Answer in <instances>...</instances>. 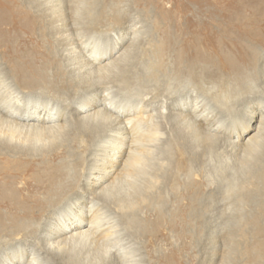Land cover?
<instances>
[{
    "label": "bare ground",
    "instance_id": "1",
    "mask_svg": "<svg viewBox=\"0 0 264 264\" xmlns=\"http://www.w3.org/2000/svg\"><path fill=\"white\" fill-rule=\"evenodd\" d=\"M91 1H87L83 5L81 3V5H78L72 1L67 2V0L66 2L64 0L63 2H46L48 4L46 8L52 11L50 15L53 18L52 21L54 23L59 22L56 27H53L54 29H51L53 32L50 30L54 34H51L52 36H55V34L56 36L57 34L62 36L58 43L59 49L55 50V53H58V55L53 54L54 51H52L51 54L47 53L43 57L40 55L41 59L39 60V57L35 54V49L32 47L35 43L34 30L27 33L23 31L24 33L21 32L17 38L15 46L18 47V51L21 50L20 46L24 47L29 42L31 44L30 47L33 48L29 49V51L24 50L23 53L19 52L16 55L17 59H15L17 63L15 67H18L24 78V82L31 89L29 92L31 94L26 96L27 102H17L18 93L14 91L15 89L8 81L9 79L4 81V74L0 72V150L24 154L26 151L20 147L14 138L20 131L31 132L36 139L42 138L43 141H50L51 143L56 141L58 144L57 140L60 137L63 138L66 134L68 135L75 128L77 129L78 126H81V128H79L78 135H74L76 136L74 138H78L80 134H84L88 136L90 143L93 144L90 158L88 159L90 168L84 177L83 184L89 196L81 198L79 201L80 204L85 203V206L79 205L78 202H71V206H65L56 213L55 220L45 227L46 229L42 236L35 235L37 237H33L35 240H32V244L23 245L21 249L16 246V250L8 246L7 242L9 240L6 238L11 236L13 231L24 232L23 235H17L14 238L15 240L26 238L27 235L35 233L41 227L35 225L36 221L39 223L38 219L44 212L46 213L49 209L60 204L63 196L74 184L59 174V168L56 167L55 163H52L47 165L49 169L45 175H40L37 172L33 174L35 185H30L32 189L29 190L32 196L29 197V193L27 194L28 196L22 193L25 190L22 191L23 188L20 190L21 185L17 186L11 181L12 174L16 171L12 168V165L13 163H19L20 160L17 159L15 162H10V160L7 161L0 158V234L1 232L7 234L4 235L5 239L3 237L0 240V264H19L21 259L26 255L27 248L33 250L28 264H45L46 261L44 259H47L48 256L51 260L56 259L57 263L62 264L64 263L63 257L57 256L56 253L60 255L68 253L71 245L76 242H90L92 244L95 243L96 246H103L105 254L112 247L113 251L108 254L111 258L106 256L107 259L105 257L103 260L105 261L104 264H124L125 259L128 257L127 252L121 248V245H116V242L113 241L119 221L115 220L116 222H114L112 220L113 217H109L106 214L105 207L107 204L104 202L105 199L111 196L116 181L114 180L110 185L103 187L98 192L97 190L115 174L114 178L118 175L124 179H129L131 175L139 173V168H141V164L143 163L142 156L148 154L155 147H159L163 151L160 152L156 160L158 164L157 167L154 166L155 171L150 173L149 170H144L142 172L144 177L139 176L145 178L142 190L140 189V191H134L130 194L138 202L137 204L141 211L145 209L150 211L154 216L149 223L141 224V229H138V231L140 234L145 232L146 237L157 239L160 235H163L160 234L162 228H170L178 233L177 236L185 244L184 248H188L191 236L187 228L192 221L191 212L197 209L202 211L203 206L199 208L196 198L201 187L199 180L182 182L185 186L184 189L176 187L180 184L179 174L187 169L186 158L192 156L191 158L198 165H202L207 152L211 151L213 147L220 148L222 146L224 151L226 149L244 150L255 147L262 140L261 135L264 131V101L259 102L256 105V109L246 110L250 118L256 114H259L260 118L258 127L255 128L257 129V133L249 136L245 145L240 143V139L246 137V131L241 130L236 121L229 128L224 127L222 125L224 115H221L223 113L232 115L231 112H234L236 110L235 106L239 104L236 98L249 93L251 95H248L246 98L245 101L247 102L250 100V97L252 99V97L259 94L261 89L255 86L254 83L262 77L264 78V68L260 65L264 57V14H261L256 9L252 12V9H250L252 5L248 3L251 1L253 4V0H243L244 2L239 0H190L187 4L184 3L187 8H190L189 4L192 5L190 8L191 14L188 16L189 21L192 22L191 24L214 25V27H219L221 30L217 33L230 38V40H225L224 43L220 42L222 48L216 47L218 44L213 46L212 51L208 55L212 58L203 61L204 64L211 62L217 70L219 69V73L217 74H221V76H217L216 83H214L217 84L218 90L206 86L204 81L199 82L204 80L205 73L196 75L191 71L193 70L191 68L190 73L182 75L180 70L182 67L179 64L181 62H177V67L172 68L176 78L171 77L166 81L168 84L166 83L167 85L161 88L160 77L156 73V69L163 66L166 55L171 50L167 49V44H162L161 52L157 54L158 63L152 65V69H146L144 73L139 74V76H143V82L136 75L127 76L126 72H123L122 76L120 75L122 82L117 81L119 84L116 85L119 89H124L127 92L120 93L121 95L111 85L115 79L109 77V73H107L110 62H105L93 72L90 71L92 63L102 61L110 56V53L97 44L98 39H91L93 37L87 36L92 32L91 30L103 23L106 15L111 16L108 14L109 12H107L104 4L95 1L93 3ZM254 1L259 2V0ZM36 2L38 3V1ZM83 6L88 12L84 14L73 12H76V8L81 9ZM255 6L257 7L258 4ZM92 7L97 10L95 11L94 9L95 12L90 14L91 11L89 10ZM39 17L41 16L39 15ZM40 20L36 21L35 28L38 26L39 34H45L46 36L47 31L42 26V22L39 23ZM204 28L207 27L205 26ZM205 30L201 29L200 31ZM13 32L15 33V31ZM193 36L197 42L195 44H198L197 35L193 33ZM47 37L49 36L47 35ZM176 45L174 47L177 48ZM176 48L172 49V53L173 51L174 53L176 52ZM77 54L82 56L88 55L90 59L89 63H87L88 59L85 58L86 61L81 65V70L86 73V76L83 78H77L76 74L77 77H70L68 71L60 63L61 57L71 59ZM213 57H217V59ZM133 73L135 74L136 71H133ZM5 74L9 75L10 72L5 71ZM190 75L193 78V82L201 83L199 98H195V103L191 110L188 108L191 98L190 93L187 91L179 94L181 88L176 89L181 83L178 80L184 77L191 79ZM87 76L90 77L88 80H86ZM141 83H143L144 87L139 85ZM181 86L186 87L187 85L183 84ZM37 87L42 89H38L39 91L34 90ZM121 91L119 90V92ZM83 92H87L88 94L83 96V99L79 98L78 95L83 94ZM173 94L176 96L172 102L164 99V96H173ZM32 96L36 98L34 99ZM76 96L77 98H75ZM72 98L75 99L72 102L76 104L72 106L68 104L66 107V101H70ZM152 98L156 100L155 102H158L157 105H154L153 101H149ZM125 99L126 101H124ZM156 106L160 107L157 114ZM198 106L202 107V109H199ZM67 109L71 111H69L71 116L73 114L77 115V113L84 115L76 119L75 122H71L70 125H66L64 121L70 115L63 110ZM185 109H189L190 116L185 113ZM17 110L22 112L17 113ZM169 110H177L178 112L174 113ZM90 111L93 112L90 113ZM217 113L218 118H215ZM171 117H175L174 119L181 121V126H185V130L179 132L178 135L171 133L165 136L159 130L157 123L160 119L164 120ZM21 121H33L35 123L32 122L31 124L29 122L26 124L21 123ZM246 128L249 131L251 127L247 126ZM186 129L194 131L197 136V141L195 142L199 144L194 143L191 138L188 142L186 141L189 136ZM3 132H6L8 137H5ZM234 136H236L237 140H234ZM59 143V146H63L61 145L63 144V139ZM45 144L43 143V145ZM185 148L190 149V152L188 151L189 156L183 151ZM169 150H172V156L167 155V151ZM53 156L57 157V153L54 152ZM45 157L49 159V156L46 154L43 158ZM154 162L151 164H155ZM150 169L153 170V168ZM158 171L162 172L161 175H159ZM159 176L161 177L160 179ZM25 184L24 186H26ZM168 187L172 195L166 192ZM111 202L113 203V198ZM159 204H162V206H159ZM131 205H129V208H131ZM117 206L120 207L121 211L128 207L123 204H118ZM129 210L127 211L129 212ZM132 217L134 219L137 217L136 221L139 222V214L133 212ZM199 219L204 218L200 216ZM115 236L117 237V235ZM9 239L11 238L9 237ZM121 239L123 240V238ZM85 248L87 247L85 246ZM37 249L39 250L38 254L35 252ZM42 254H47V256H43L42 258ZM174 256L175 250H171L164 257L168 259V257L173 258ZM77 257L79 258V256ZM77 264L80 263L77 262Z\"/></svg>",
    "mask_w": 264,
    "mask_h": 264
},
{
    "label": "rangeland",
    "instance_id": "2",
    "mask_svg": "<svg viewBox=\"0 0 264 264\" xmlns=\"http://www.w3.org/2000/svg\"><path fill=\"white\" fill-rule=\"evenodd\" d=\"M36 1H38V3ZM48 1L49 3L59 1L63 2V0H0V66L2 67H0V72H3L4 74V81L9 79L8 81L12 84V87L15 89L14 91L19 95V98L17 97L16 100L20 103H23V101L27 102L26 96L31 94L29 93L31 89L27 83L24 82V78L20 73V70H18V67H15L17 65L15 62V59H17L16 55L19 52L23 53L24 50L29 51V49L33 48L35 49V54L39 57V60L47 53L51 54L52 51H54L53 54L58 55V53H55V50L59 49L58 43L62 36L59 34H57V36L56 34L55 36H52L54 34L51 29H54L53 27H56L59 22L54 23V21H52L53 18L50 16L52 11L51 9L46 8L48 7V4H46ZM70 1L75 2L78 5H83L85 2H90L91 0H67V2ZM94 1L104 4L107 8V12H109L108 14L113 17L106 15L103 23L97 26V28L91 30L92 32L87 36L93 37L91 39H98L97 44L110 53V56L106 57L102 61L92 63L90 71L93 72L105 62H110L107 73H109V77L115 79L114 81L111 80L114 84L111 85L117 93L123 94L126 92V90L124 91V89H119L116 85L119 84L117 81L122 82L120 78L123 72H126L127 76L136 75L141 82L144 81L143 76H139V74L144 73L146 69H152V65H156V63H158L159 59L157 54L158 52H161L160 50L162 44H167V49L171 50L167 53L163 66L156 69V73H158L160 77L161 88L168 84L166 82L168 79L171 77L176 78V75L173 74L172 68L177 67V62H181L179 64L182 67L180 68L182 75L190 73V69L193 68L191 71H193L196 75L201 73L206 74L204 75V80L199 82L204 81L206 86H210L213 87L214 90H218L217 84L214 83H216V79L221 76V74H217L219 73V69L217 70L215 65L211 62L204 64L203 61L210 60L209 58H212L208 55L209 52L212 51L213 46L218 44L216 47L222 48L220 42L224 43L225 40H230V38L226 35L222 36L223 34L220 35V33H217L220 28L214 27V25H205L207 28H204L205 26L200 24H191L192 22L189 21L188 16L191 14L190 8L192 5L189 4L190 8H187L184 4H187L190 0H92L91 2L94 3ZM239 1L244 2L249 0ZM64 2H66V0H64ZM248 4L252 5L250 8L252 9V12L256 9L261 14H264V0H259V2H255L253 0V4L251 1H249ZM256 4H258L257 7L255 6ZM76 9L79 11H73L74 13L84 14L88 12L84 6L81 7V9ZM94 9L95 8L92 7V9L89 10L91 11L90 14L97 10L95 9L94 11ZM39 15L41 17H39ZM37 20H40L39 23L42 22V26L46 29L49 37H47V35L45 36V34H39V27L37 26V28H35ZM31 25L32 27H30ZM28 27L30 28L29 30ZM201 29L206 30L200 31ZM31 30H34L35 32V45L32 43L33 48H31V44L29 42L25 45L26 47L20 46L19 48H21V50L18 51V47L15 46L17 38L21 32L26 31L27 33ZM13 31H15V33ZM193 33L197 35V40H199L198 44H195L197 42L194 39ZM91 39L90 41H92ZM42 40L46 42L44 43ZM48 43H51L50 46ZM174 45H176L177 48L174 47ZM173 48L179 50H176L177 54L176 52L174 53V51L172 53ZM85 58L88 60L86 61ZM213 58L217 59V57ZM60 59L61 65L68 71L70 77L78 76L77 78H83L86 76V73L81 70V65H83L82 63L85 61L89 63L90 59L88 55L82 56L77 54L71 59L66 57H61ZM199 64L200 66H198ZM260 65L264 68V57L261 60ZM4 70L9 71L10 74L6 75ZM133 71H136V73L134 74ZM190 77L191 79L188 77L180 78L178 80L181 82L180 86L176 89L181 88L179 90V94H183L187 91L190 93L191 98L188 108L191 110L194 106L195 98H199L198 96L201 92V83L198 84V82H193L191 75ZM89 78L90 77L87 76L86 80ZM183 84H186L187 86H181ZM139 85L144 87L143 83ZM254 85L259 87V89L261 88L259 94L252 97V99L250 97V100L247 102L245 100L249 93L239 97L240 99L236 98L239 104L235 106L236 110L231 112L232 115L229 113L221 114L224 115L222 118V121L224 122H222V125H224V127L229 128L231 124L236 121L238 127H240L241 130L243 129V131H246V137H244L245 139H240V143L243 145H245L249 136L257 133V129L255 128L258 127L260 118L259 114L250 118L246 110L256 109V105L259 104V102L264 101V78L262 77L260 80L256 81ZM35 89L37 91L42 88L40 89L37 87L34 88V90ZM119 90L122 91L119 92ZM87 94V92H83V94L78 95V97L83 99V96H86ZM175 96L176 95L174 94L173 96H164V99L172 102ZM32 98L35 99L36 97L32 96ZM75 98H77V96ZM37 100L39 101V99ZM73 100L75 99L72 98L70 101L68 100L69 102L66 101V107L68 104L71 106L75 105L76 103H73ZM124 101H126V99ZM149 101H153L154 105L158 104V102H155L156 100L153 98ZM155 109L157 114L160 107L156 106ZM189 109H185V113L188 114V116H190ZM199 109H202V107H199ZM63 111L69 114L70 110L67 109ZM93 111H90V113ZM169 111H173L174 113L178 112L177 110ZM21 112L17 110V113ZM69 115L70 116L66 119V121H64V124L66 125H70L71 122H75L76 119L84 114L77 113V115L73 114L71 116L70 113ZM174 118L175 117L158 120V128L165 134V136L171 133L178 135L179 132L185 130V126H181V121H177ZM215 118H218V113ZM29 122L32 124L33 121H21V123L26 124ZM247 126L251 127L249 128V131H247ZM79 128H81V126H78L77 129L75 128L73 131L68 133V135L66 134L63 136V138L60 137V139L57 140L58 144L56 141L51 143L50 141H43L42 138L36 139L31 132L28 133L27 131H20L14 138L20 147L26 151L24 154H15L8 152L7 150H0V153L4 154H0V158L2 160L6 159L7 161L10 160V162H15L17 159L20 160L19 163H13L12 165V168L16 171L12 174L13 177H11V181L17 186L21 185L20 190H22V188V191L25 190L22 192L24 195L29 193V197L32 196L29 189H32L31 186L35 185L33 174L37 172L40 175H45L48 173L47 170L49 169L47 168V165L52 163H55L56 167L59 168V174L74 184V186L63 196L60 204L49 209L46 213L44 212L38 219L39 223L36 221L35 225L41 227H39L35 233L27 235L26 238L15 240L14 238L17 235H23L24 232L13 231L11 236H9L11 239H9V237L6 238L9 240L7 242V244H9L8 246H11L13 250H16V246L21 249L23 245L31 243L32 240H35L33 237L42 236L45 232V227H47L51 221L55 220L54 218L56 213L62 210L65 206H71V202H78L79 205L85 206V203L80 204L79 201L81 198L89 196L83 184L84 177L90 168L88 159L90 158V151L93 144L90 143L88 136L84 134H80L78 138H74L76 137L74 135H78ZM186 131L189 133L186 141L188 142L191 138L194 143H197L195 142L197 141V136L194 131L191 129H186ZM3 135L8 137L6 132H3ZM261 137L262 140L260 143L258 142L255 147L250 149H226L224 151L222 146L220 148L213 147L211 151L207 152L202 165H198L191 158L192 156L186 158L187 169L179 174L178 178L180 184L176 187L178 189H184L185 186L182 182L199 180L201 182V187L196 195V198L199 208L203 206L202 211L197 209L191 212L192 221L187 228V231L191 236L189 238L188 248H184L185 244H183L184 242L181 238H179V236H177L178 233L170 228H162L160 234L163 235H160L157 239L146 237L145 232L140 234L138 231V229H141V224L149 223L154 216L150 211L145 209L141 211L139 205L137 204L138 202L135 201L133 196L131 197L130 194L134 191H140V189L144 186L145 178L139 177H144L142 173L144 170H149L150 173L155 171V167H157L158 164L156 160L162 149L159 147L152 148L148 154H144L142 156L143 163L141 164V168H139L140 172L136 173L137 175L133 174L129 177V179H124L118 175L114 178L116 176L115 174L111 179L106 181L102 187H99L97 192L103 187L110 185L114 180L116 181L111 196H109L108 199H105L104 202L107 204L105 207L106 214L109 215V217H113L112 220H114V222L119 221L115 234L117 237L114 235L113 241L116 242V245H121V248L127 252L128 257L125 259L124 264H264V176H262L264 175V131L262 132ZM233 138L234 140H237L236 136ZM61 139H63V144H61L63 146H59ZM230 139L232 140V138ZM43 143L46 144L43 145ZM183 151H185L188 156L190 155L188 154L190 149L185 148ZM54 152L57 153V157L53 156ZM45 154L49 156V159L48 157H45L46 159L43 158ZM167 155L172 156V150L167 151ZM152 161H155V164H151L153 163ZM150 168H153V170ZM158 172L159 175H161L162 172ZM160 178L161 177L159 176V179ZM24 184L26 186H24ZM188 186L190 185L188 184ZM166 190L167 193L172 195L169 187ZM111 197L113 198L114 204L111 202ZM118 204L127 205V208H129V205H132L130 206L131 208H129L130 210L126 208L121 211L120 207L117 206ZM159 206H162V204H159ZM218 208H220V210H218ZM127 210H129V212ZM133 212L140 215L138 220L139 222L136 221L137 217L135 219L132 217ZM200 216H203L204 219H199ZM141 221L142 223H140ZM4 235L7 234L1 232L0 240L1 238L3 239ZM121 238H123V240ZM85 246L87 248H85ZM171 250H175V256L173 258L168 257V259H166L164 256H167ZM38 251V249L35 250L37 254ZM111 251H113L112 247L109 248V252L105 254L103 246H96L95 243L92 244L90 242H76L71 245L68 253L61 255L58 253L56 254L57 256L63 257L64 263L62 264H77V262L80 264H104L105 261L103 260L106 256L111 258L110 255H108ZM32 252L33 250H31V248H27L26 255L21 259L19 264H28V260L30 256H32ZM43 256L45 257L47 254H42V258ZM77 256H79V258ZM47 259H44L46 261V263L44 261L45 264H59L56 259V261L53 259L51 260L49 256Z\"/></svg>",
    "mask_w": 264,
    "mask_h": 264
}]
</instances>
